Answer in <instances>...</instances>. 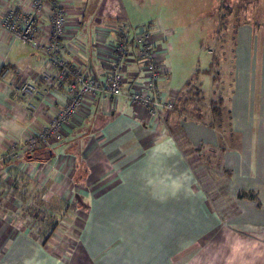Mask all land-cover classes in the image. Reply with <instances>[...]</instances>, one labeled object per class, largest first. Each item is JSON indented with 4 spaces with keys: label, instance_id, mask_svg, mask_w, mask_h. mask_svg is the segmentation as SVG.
I'll use <instances>...</instances> for the list:
<instances>
[{
    "label": "crops",
    "instance_id": "obj_1",
    "mask_svg": "<svg viewBox=\"0 0 264 264\" xmlns=\"http://www.w3.org/2000/svg\"><path fill=\"white\" fill-rule=\"evenodd\" d=\"M61 1L68 13L62 56L84 74L100 79L117 25L110 17L86 22V0ZM26 3L0 0V15ZM248 3L249 10H243L249 18L235 33L229 90L217 87L222 71L217 61L195 71L210 85L206 89L199 82L195 98L186 91L180 96L169 82H161L160 89L176 96L175 110L165 115L163 125L129 103L133 87L144 81L133 45L119 98L86 97L69 120L62 142L1 163L0 247L9 234H28L30 241L40 243L46 232L41 228L44 218L36 217L30 207L38 198L48 214L52 208L48 202L57 199L67 207L59 209L57 219L62 237L73 243L70 250L65 248L69 252L61 256V264H99L120 253L130 258V264H151L152 242L167 238L168 223L166 217H153L152 210L167 208L168 203L153 198L142 174L156 178L159 190L161 181L171 182L166 177H182V172L172 174L173 168L192 156L209 177L207 188L196 179L191 185L195 208L201 202L208 207L212 228L195 239L192 255L179 264H264V0ZM45 30L42 22L39 41H44ZM46 63L43 54L0 32V158L9 144H22L54 113L49 104L33 100L36 110L30 114L15 91L23 82L39 84ZM215 63L218 71L213 73ZM50 102L61 107L62 94L52 92ZM123 242L128 243V256L120 250Z\"/></svg>",
    "mask_w": 264,
    "mask_h": 264
},
{
    "label": "rangeland",
    "instance_id": "obj_2",
    "mask_svg": "<svg viewBox=\"0 0 264 264\" xmlns=\"http://www.w3.org/2000/svg\"><path fill=\"white\" fill-rule=\"evenodd\" d=\"M248 1L86 0L85 21L103 22V19L110 17L111 23L125 30L145 27L148 24L158 26L167 33L164 41L167 52L164 64L170 72L169 83L172 89L179 91L180 96L186 91V94L190 95H187L188 97L195 98V91L198 90L195 86L199 85V82L209 89V79L195 73L197 69L207 68L209 62L217 61L219 69H222L218 89L226 91L232 86L235 33L238 24L249 18L243 10H249ZM217 71L215 63L212 72ZM187 82L189 83L186 86ZM212 86L215 89V84ZM203 113L206 114L205 111ZM173 171L172 174L181 175L182 172L183 175L191 176V195L181 194L182 198H168L162 201V204L168 203L167 208H153L152 216L166 217L168 223L165 226L167 238L152 242L151 264H165L164 260L167 264L182 263L192 255L191 251L195 249L197 242L195 239L200 240L212 228V225H209L212 221L208 207L201 202V207L195 208V191L191 187L195 186V179L199 184L208 183L206 170L202 169L198 162L195 165L194 157L187 156L180 162L178 169L174 167ZM202 172L205 173L203 178ZM31 197L35 198L37 195ZM35 200L30 210L36 217L44 218L42 222L45 225H41L42 230L45 228L46 231L43 234L44 239L39 243L30 241L28 234L23 237L9 234L1 243L0 264H26L27 261L32 264H61V256L69 252L65 248L70 250L72 247L73 243L62 237L64 231L57 221L61 216L59 209L67 208L65 204H61L57 199L50 200L48 204L53 209L47 214L44 201L38 198ZM35 205L39 208H34ZM198 220L203 223L195 224ZM175 221L178 223L175 224ZM37 227L36 225L35 228ZM54 232L55 237L48 242V237H52ZM123 243L120 250L125 251L128 256V243ZM107 259L109 261L105 260L99 264H114L115 261L116 264H130V258L123 257L121 253L116 257L109 255Z\"/></svg>",
    "mask_w": 264,
    "mask_h": 264
},
{
    "label": "built area",
    "instance_id": "obj_3",
    "mask_svg": "<svg viewBox=\"0 0 264 264\" xmlns=\"http://www.w3.org/2000/svg\"><path fill=\"white\" fill-rule=\"evenodd\" d=\"M67 8L61 0H27L24 6H11L0 15V32L13 41H22L43 54L47 63L39 84L23 82L15 88L26 102L30 114L36 110L33 100L49 104L54 113L46 125L37 132L28 133L20 145L9 144L0 164L17 160L24 154L50 148L60 143L67 135L69 120L76 117L86 97L117 99L125 85L127 58L135 45V61L142 66L144 81L134 86L129 103L135 109L165 125V115L175 110V92L162 90L161 82H169L170 72L165 67L167 35L158 26L125 30L117 26L115 40L108 45L104 60L106 65L102 77L84 74L62 56L63 37L67 25ZM45 24L44 41H39V25ZM62 94L63 105L50 102L51 93Z\"/></svg>",
    "mask_w": 264,
    "mask_h": 264
},
{
    "label": "clouds",
    "instance_id": "obj_4",
    "mask_svg": "<svg viewBox=\"0 0 264 264\" xmlns=\"http://www.w3.org/2000/svg\"><path fill=\"white\" fill-rule=\"evenodd\" d=\"M2 135V134H0ZM175 152V149H173ZM142 179L144 181V186L146 188H152V192L150 193L153 198L159 199L161 201H166L168 198H176L179 195L183 194L185 196L191 195V190L189 187H186V184L191 180L190 175H183L180 178L172 179L170 176L166 177V179L170 180V183H163V187L159 190L156 189V178L148 174H142ZM26 264H32L31 261H27Z\"/></svg>",
    "mask_w": 264,
    "mask_h": 264
}]
</instances>
